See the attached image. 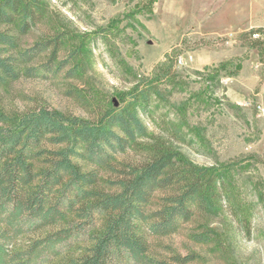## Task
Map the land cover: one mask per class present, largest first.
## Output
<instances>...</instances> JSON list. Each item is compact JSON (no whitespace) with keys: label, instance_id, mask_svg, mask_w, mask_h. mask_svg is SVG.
<instances>
[{"label":"trees","instance_id":"obj_1","mask_svg":"<svg viewBox=\"0 0 264 264\" xmlns=\"http://www.w3.org/2000/svg\"><path fill=\"white\" fill-rule=\"evenodd\" d=\"M154 1L141 0L139 9L150 11ZM47 11L44 0H0V86L23 77L75 78L85 71L96 38L106 39L102 30L81 36L61 31L19 47V36ZM251 34L264 36V28ZM69 42L73 44L59 59ZM249 45L264 50V37ZM42 55L45 60L36 64ZM176 63L177 56L157 64L150 76H140L115 99L92 100L75 88L66 90L89 105L91 118L46 105L12 114L0 110V264H166L149 255L147 236L177 232L195 211L225 210L250 234V210L235 201L227 166H199L172 146L185 141L183 126L197 129L181 112L184 106L175 105L180 121L165 125L166 136L148 130L144 117L153 100L168 103L174 90L187 85L176 73ZM127 150L143 153L144 159H116ZM100 170L109 174L108 190L98 185ZM155 192L161 193L159 205L149 209ZM46 228L52 229L15 248L21 237ZM210 232L192 237L208 241ZM73 248L79 254L67 256ZM171 259L188 261L177 254Z\"/></svg>","mask_w":264,"mask_h":264},{"label":"rangeland","instance_id":"obj_2","mask_svg":"<svg viewBox=\"0 0 264 264\" xmlns=\"http://www.w3.org/2000/svg\"><path fill=\"white\" fill-rule=\"evenodd\" d=\"M140 1L44 0L46 16L19 36V47L61 31L81 36L102 30L106 39L96 38L85 71L75 78L23 77L0 86V110L12 114L46 105L91 118L89 105L66 90L75 88L92 100L115 99L140 76H150L157 64L182 58L174 69L187 85L174 90L168 103L153 100L144 117L148 130L166 136L165 125L179 122L184 111L189 125L197 129L183 126L185 141H173L172 146L199 166H227L235 201L250 210L251 231L247 235L225 210L195 211L177 232L148 235L149 255L166 264H177L171 259L174 254L187 257L184 264H264V50L249 45L264 36L248 35L264 28V0H155L150 11L140 10ZM73 42L60 50L59 59ZM43 60L42 55L36 64ZM225 61L233 63L213 70ZM236 64L235 74L229 75ZM175 105L184 106L182 113ZM116 159L137 162L144 154L127 150ZM108 177L100 170L98 185L107 190ZM160 195L154 193L149 209L159 205ZM51 229L21 237L15 248H24L29 238ZM207 229L210 240L193 239ZM77 254L73 248L66 255Z\"/></svg>","mask_w":264,"mask_h":264},{"label":"built area","instance_id":"obj_3","mask_svg":"<svg viewBox=\"0 0 264 264\" xmlns=\"http://www.w3.org/2000/svg\"><path fill=\"white\" fill-rule=\"evenodd\" d=\"M177 63L182 64V63H183V59L177 57ZM256 107H257L258 113H261V114H262V113H263V108H262V106H261V105H257Z\"/></svg>","mask_w":264,"mask_h":264}]
</instances>
